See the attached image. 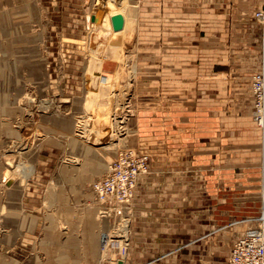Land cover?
I'll use <instances>...</instances> for the list:
<instances>
[{"label":"rangeland","instance_id":"374dc122","mask_svg":"<svg viewBox=\"0 0 264 264\" xmlns=\"http://www.w3.org/2000/svg\"><path fill=\"white\" fill-rule=\"evenodd\" d=\"M115 1L106 36L95 0H0V264H232L264 210V0L235 37L195 8ZM128 147L149 168L124 215L104 213L94 183Z\"/></svg>","mask_w":264,"mask_h":264},{"label":"built area","instance_id":"2783aa9c","mask_svg":"<svg viewBox=\"0 0 264 264\" xmlns=\"http://www.w3.org/2000/svg\"><path fill=\"white\" fill-rule=\"evenodd\" d=\"M256 14L264 24V6ZM250 91L252 116L264 128V63L253 73ZM148 168V154L130 147L119 152L108 172L93 187L96 197L106 206L104 213L124 215V209L135 198L139 174L147 172ZM259 219V225L249 228L235 240L231 248L232 264H264V210Z\"/></svg>","mask_w":264,"mask_h":264},{"label":"crops","instance_id":"0c3cea01","mask_svg":"<svg viewBox=\"0 0 264 264\" xmlns=\"http://www.w3.org/2000/svg\"><path fill=\"white\" fill-rule=\"evenodd\" d=\"M104 1L103 3L108 5L111 3L110 0L109 1L104 0ZM152 1L154 6L153 11L155 13L157 9L161 8V5L163 4L161 2L163 0H152ZM115 2L119 3L121 8L128 6L126 0H121V1L117 0ZM166 2L169 3V5H167L169 6L168 7L169 10L171 8V10H174L180 16H184L185 20H187V16H190L189 20L191 19V14L194 12L193 9L195 8L196 11H199L202 15L207 16L206 26L208 31H217V32L231 31L234 32L232 37H235V32H238L240 28L243 27L239 21L240 20L239 16L241 14H251L254 16V12L256 10L254 4L257 5V0H167ZM251 2H253V5ZM100 3H102L101 0H95V7H97L96 12L98 8H103L105 10L104 5ZM96 12L94 15H96ZM122 12L125 16V21H126L127 20L126 15L127 18L129 15L127 14V12L125 13V11H122L121 9V13ZM230 18L232 22H227V20H229ZM191 25L192 24L190 23L189 26L191 27ZM185 27H186L185 30L187 31V25H185ZM189 30H191V28ZM217 36L220 37L219 35ZM235 44H236V40H233L231 42V45L233 46ZM217 47L220 51L224 53L223 46L219 44ZM232 49L234 48L232 47ZM234 52H232L231 54L232 57H235L236 53L234 54ZM186 106L187 104H184V110L186 109ZM154 164L156 165V162ZM159 166H161V162H159ZM91 253H93V251H91ZM94 254H97V252L94 251Z\"/></svg>","mask_w":264,"mask_h":264},{"label":"bare ground","instance_id":"6f19581e","mask_svg":"<svg viewBox=\"0 0 264 264\" xmlns=\"http://www.w3.org/2000/svg\"><path fill=\"white\" fill-rule=\"evenodd\" d=\"M104 8H105V10L103 8H98V10L96 12V15H97L98 19L97 20H94L93 19V22L91 23V25H92V27L94 26V29L96 31H100V32L105 31L104 34H106V36H110V34H111V32H109L110 30L109 31L108 30H103V27H105V28H110L111 27V25L109 26L108 23L105 22V19H107V16L109 15V13H110L109 11L110 10H109V8L107 7L106 4L104 5ZM111 20H112V18H111ZM112 27H113V25H112ZM124 27H125V25H124ZM123 29L124 28H122L120 30H114V28H113L114 31H121ZM116 37L119 38V37H121V35L114 36L113 39H112L111 44L114 43V40L116 39ZM95 38H98V36L95 35ZM103 52H104V44H102V45L99 46V48L97 50V54H100L101 55ZM10 178H13L14 179L15 176L12 175Z\"/></svg>","mask_w":264,"mask_h":264},{"label":"water","instance_id":"95a60500","mask_svg":"<svg viewBox=\"0 0 264 264\" xmlns=\"http://www.w3.org/2000/svg\"><path fill=\"white\" fill-rule=\"evenodd\" d=\"M111 18H112V25H113L114 30H120V29L124 28L125 17H124L123 13H121V12L115 13L112 15ZM93 19L97 20L98 19L97 15H94ZM13 181H14V179L10 178L9 180H7V184L11 185ZM122 263H123L122 260H120L119 264H122Z\"/></svg>","mask_w":264,"mask_h":264}]
</instances>
